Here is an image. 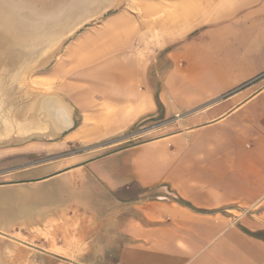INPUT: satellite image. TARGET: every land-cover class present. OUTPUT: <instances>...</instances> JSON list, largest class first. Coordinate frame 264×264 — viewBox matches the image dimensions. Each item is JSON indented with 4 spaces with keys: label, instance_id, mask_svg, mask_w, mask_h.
Instances as JSON below:
<instances>
[{
    "label": "crops",
    "instance_id": "1",
    "mask_svg": "<svg viewBox=\"0 0 264 264\" xmlns=\"http://www.w3.org/2000/svg\"><path fill=\"white\" fill-rule=\"evenodd\" d=\"M118 2L32 76L72 128L21 150L143 140L0 153V264H264V0Z\"/></svg>",
    "mask_w": 264,
    "mask_h": 264
},
{
    "label": "rangeland",
    "instance_id": "2",
    "mask_svg": "<svg viewBox=\"0 0 264 264\" xmlns=\"http://www.w3.org/2000/svg\"><path fill=\"white\" fill-rule=\"evenodd\" d=\"M112 1L113 0H105L103 4L107 3L111 5ZM118 1L119 0H114L111 9L104 13H101V12L102 10H104L105 6H100L99 2L98 4H90L86 2V3L81 4L80 7H77V9H75L74 11H72L70 15L67 13L66 14L64 13L62 20H65L64 22H66V24L64 23L60 27L55 26L51 28V30L56 32V31H60L61 29L63 30L67 28L74 22V20L78 19L79 16L84 13L89 14L91 17H89L90 18V21L88 20L89 22H87L81 29L79 30L77 29L78 31L73 33L68 38H66L64 42L58 43V42L52 41L51 43H48L46 45V47L47 46L48 47L42 52L41 50L27 51L26 50L27 48L24 49V48L19 47L20 45H18V42H16L15 40L12 42L13 39L11 37H5L6 39L5 41L11 47L7 49L8 51L2 53L4 54L3 55L4 57H3L2 62L0 63V153H4L3 155H7V154L10 155L9 160L10 158H13V156H15L16 153H20V155H28L27 157H24V158H27L25 162H33V161H37V160H41L45 158H52L54 156H58L63 153L76 152L81 149L89 148L91 146L96 145V144L90 145V146H80L79 145V146H74L71 148L63 149V150L62 149H58V150L49 149L47 151L43 149V147L45 146L41 144V146L37 145L36 148L32 150H26V149L21 150L23 146L24 147L27 146L24 143V141L30 139L32 135L31 132H32L33 127L35 128L38 127V123L35 121V124H34L33 123L34 119H31V117L39 119L42 123V117H41L42 113L39 111V104L41 100L46 95H55V94H46L42 96L40 100L37 102V100L39 99L38 98L39 94L35 90H33L34 89L33 87H35L34 83L36 84V82L33 80L32 76L36 74L38 71L44 70V69L39 70L40 68L47 67L51 62H53L55 59L61 56V52L63 51V48L69 45L71 42H73L87 28L100 24L106 17H108L112 12H114L118 7V3H119ZM99 13L101 14L98 15ZM19 17L20 15L17 12L16 25L22 31L21 29L22 25L20 26L22 19ZM35 18H38V17L35 16ZM42 20L45 21L48 19L45 18ZM11 21H12L11 19L6 20L7 28L14 25L13 22ZM4 30H5V27L3 26L2 28V26H0V32L2 33ZM8 31H9L8 33H10L11 35H15L14 32L16 30L12 31L8 29ZM1 33L0 35L3 34ZM5 33H7V31H5ZM42 33L43 32H38V33L37 32H34V33L22 32L19 38H25L26 41L30 40V43L32 44V40H34L35 38H37V40H40ZM31 38H34V39H31ZM146 124L147 123H144L139 127H135L129 132L119 135L117 137H123L129 134H132V133L140 132L144 130V127L146 126ZM42 128L44 129V127ZM117 137L113 139H116ZM113 139H110V140H113ZM110 140H106V141L108 142ZM142 140H143L142 138L135 137V138H131L130 140L124 141L120 144L106 146V148L103 147L97 150L96 149L89 150V151H86V153H97L100 151H105L103 149H112L114 147L127 146V145H130L135 142L142 141ZM16 147H18V149H16ZM1 148H5V149L1 150ZM20 151H23V152H20ZM18 159L19 158L12 159L11 163H14L13 165H15ZM4 164H6L5 159L0 161V167H2ZM1 259H3V255L0 254V263H1Z\"/></svg>",
    "mask_w": 264,
    "mask_h": 264
},
{
    "label": "water",
    "instance_id": "3",
    "mask_svg": "<svg viewBox=\"0 0 264 264\" xmlns=\"http://www.w3.org/2000/svg\"><path fill=\"white\" fill-rule=\"evenodd\" d=\"M104 1L105 0H0V14L1 13L4 14L6 18L15 19V21H13L14 25L10 26L9 28H7L4 25V22H2V20L0 19V26H2V28L3 26L6 27L7 28L6 31H8V29L15 31L17 27L16 15L18 12L20 15V18L22 19L20 23V26L22 25V28H21L22 32H28V33L44 32V31L50 30L52 27H55V26L60 27L62 26V24L64 23L66 24V22H64L65 20H62L64 13L71 14L72 11H74L77 7H80L82 3L87 2L90 4H98L99 2L101 6L106 7L104 8V10H102L101 13H104L110 10L113 5L114 0L112 1L111 5L107 3L103 4ZM101 13H99L98 15H100ZM36 14L39 16H37ZM35 16L38 18H35ZM45 18H47L48 20H45V21L42 20ZM87 22L83 23V25H81L79 29H81ZM78 30H76L75 32H77ZM71 128L72 126L70 127V129ZM66 131L61 132L60 134H63ZM138 134L139 133H132V134L120 137L118 139L109 141V142L101 143L99 145H95L89 148L79 150L77 152L95 150V149L103 148V147L110 146V145L120 144L126 140L133 138L134 136ZM62 156L63 155H61L60 157ZM51 159L52 158L46 159L44 161H48ZM34 164L36 163H33L31 165H34Z\"/></svg>",
    "mask_w": 264,
    "mask_h": 264
},
{
    "label": "bare ground",
    "instance_id": "4",
    "mask_svg": "<svg viewBox=\"0 0 264 264\" xmlns=\"http://www.w3.org/2000/svg\"><path fill=\"white\" fill-rule=\"evenodd\" d=\"M89 17H91L89 14L84 13V14L80 15L78 19L74 20V22L70 26H68L67 28H65L63 30L61 29L60 31L55 32V31L50 29L48 31H44L41 34L40 40H37V38H35V39L31 38V39H34V40H32V44H31L30 40L26 41L25 38H19L21 33H22V31L20 30L19 27H17L16 32H14L16 36L11 35L10 33H8V31H7V33H5V31L7 29L6 28L7 27L6 20L11 19L12 20L11 22H13V21H15V19L14 18H10V19L6 18L5 15L1 13L0 19L2 20V22H4V25L6 27H5V30L2 32L3 34L0 32L2 34V35H0V55H1L0 56V63L2 62L3 57H4L3 56L4 54H2V53L8 51L7 49H9L11 47L5 41L6 40L5 37H11L13 39L12 42L15 40L16 42H18V45H20L19 47L24 48V49L27 48L26 49L27 51L41 50V52H42L48 47V46L46 47V45L48 43H51L52 41H55L58 43L64 42L66 40V38L71 36L77 29H79L80 26L83 25V23L90 20ZM14 44H15V42H14ZM57 46H59V45H57ZM51 99L52 98H48V96L43 97V99L41 100L40 106H39V111L42 113L43 119L46 121L47 124L50 125V128H51L50 130L47 129L48 132H47V134H45V136H56L58 133L61 132V130L68 129L72 125V123H71L72 122L71 121V113H72L71 108L69 106H67L66 109H64V107L61 104L54 102V101H51ZM64 115L67 116L66 123L61 122V117H63ZM39 133H40V131H39Z\"/></svg>",
    "mask_w": 264,
    "mask_h": 264
}]
</instances>
